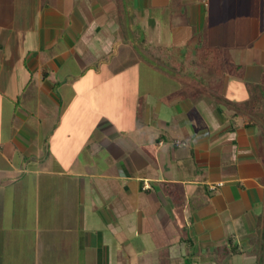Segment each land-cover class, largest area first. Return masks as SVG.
Returning <instances> with one entry per match:
<instances>
[{"label": "crops", "instance_id": "1", "mask_svg": "<svg viewBox=\"0 0 264 264\" xmlns=\"http://www.w3.org/2000/svg\"><path fill=\"white\" fill-rule=\"evenodd\" d=\"M0 264H264V0H0Z\"/></svg>", "mask_w": 264, "mask_h": 264}, {"label": "rangeland", "instance_id": "2", "mask_svg": "<svg viewBox=\"0 0 264 264\" xmlns=\"http://www.w3.org/2000/svg\"><path fill=\"white\" fill-rule=\"evenodd\" d=\"M156 38H158V37H156ZM161 38L164 40L166 39L165 37H161ZM144 39H146V37H135L136 45L138 47L142 48L141 52H143V46L146 43V41ZM119 47H117V48H119ZM123 47H126V48H123ZM119 49H120V51H123L126 53L124 55V58L122 59L120 57L119 60H123L125 63L129 64V61H131V58H130L131 52L126 50L127 44L125 43L124 45H121V47ZM140 67L142 68L140 74H138V75L134 74L135 80H132L135 83L138 81V84L135 87L136 92L138 91L139 93H142L140 91L148 90L150 87V91L155 92L160 97H163V96H166V92H169L167 89L169 84H170V86L176 85L177 81L175 78L170 79L164 73H161L158 71L156 72V74L155 73L153 74V72H151L150 73L151 78L149 79L148 74H147L148 71L145 70L148 68L145 67L144 64H141ZM120 92H121L120 94L123 93V91H120ZM118 103H119L118 108L121 109V114L123 116H126V120H127V114L132 115L131 112L134 110V103H133L132 98L126 94L123 96V98L121 97L119 99Z\"/></svg>", "mask_w": 264, "mask_h": 264}, {"label": "trees", "instance_id": "3", "mask_svg": "<svg viewBox=\"0 0 264 264\" xmlns=\"http://www.w3.org/2000/svg\"><path fill=\"white\" fill-rule=\"evenodd\" d=\"M178 49V48H177ZM169 50V49H168ZM174 49L163 53L159 59L160 63L169 66L174 70L182 71L185 62L186 67H190L191 73L194 77L204 78L212 74H219L222 72V63L224 55L215 49H204L197 51L195 57L192 59L191 55L182 53L174 55Z\"/></svg>", "mask_w": 264, "mask_h": 264}]
</instances>
